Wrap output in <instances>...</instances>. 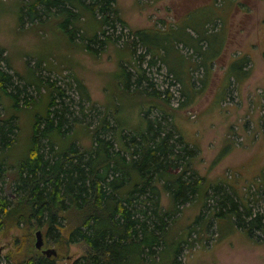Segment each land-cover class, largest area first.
Returning <instances> with one entry per match:
<instances>
[{
    "label": "trees",
    "instance_id": "trees-1",
    "mask_svg": "<svg viewBox=\"0 0 264 264\" xmlns=\"http://www.w3.org/2000/svg\"><path fill=\"white\" fill-rule=\"evenodd\" d=\"M241 5L240 0H211L164 29L133 28L121 14L118 0H21L16 14L20 29L31 23L28 30L49 31L51 44L62 47L94 54L122 41L125 55L137 51L136 46L145 49L162 60L181 85L177 109H186L208 89L213 63L226 47V28L236 10L230 11ZM215 25L220 27L217 31ZM188 55L200 60L199 87ZM168 56L175 57L176 69ZM120 58L123 90L153 101L140 102L134 117L125 114V103L105 106L112 113L90 129L80 126V115L69 111L65 101H56L65 94L53 83L48 82V101H35L28 86H20L6 68L9 58L0 49V224L34 222L47 228L53 242H84L88 250L73 264H178L182 243L164 247L167 237L182 209L200 200L188 237L208 238L211 225H219L222 233L227 224L233 232L242 231L250 240L264 243V172L258 193L248 195L231 183L201 175L194 166L198 151L176 126L168 110L174 109L169 97L162 99L140 63L132 67L138 75L133 87L131 71L124 65L132 61ZM250 62L249 56L235 59L226 79L245 81L251 74L246 69ZM31 78L40 89L42 81ZM76 81L84 102L96 107L85 83L78 77ZM165 93L172 95L169 89ZM23 114L31 119L25 143L18 136ZM88 129L90 143L85 144L81 132ZM230 151L225 147L217 160ZM5 189L15 194L13 199ZM12 264H57V259L40 254Z\"/></svg>",
    "mask_w": 264,
    "mask_h": 264
},
{
    "label": "rangeland",
    "instance_id": "rangeland-1",
    "mask_svg": "<svg viewBox=\"0 0 264 264\" xmlns=\"http://www.w3.org/2000/svg\"><path fill=\"white\" fill-rule=\"evenodd\" d=\"M240 1L241 7H233L230 11L236 10L226 28V47L221 57L213 63L208 89L186 109H177V101L182 98L179 91L181 85L169 75V68L162 60L153 58L145 49H137V46V51L125 55L122 41L111 43L107 49L94 54L62 47V44H51L53 37L49 31H30L31 23L23 29L17 26L16 12L21 0H0V49H5L9 58L10 66L6 64V68L20 81V86L23 83L28 86L29 95L35 101H48V82L53 83L65 94L63 99L56 101H65L69 111L80 115V126L90 129L100 124L102 116L112 113L105 106L115 108L116 104L125 103V114L134 117L140 102L153 101L152 98L123 90L124 85L119 81L120 68H123L120 57L132 61L130 65L124 62V65L131 71L133 87L138 75L132 71V67L134 63H140L147 77L154 81L156 90L162 93V99L169 97L167 101L174 109L168 110L174 114L176 126L185 140L198 151L194 161L198 172L210 181L231 183L240 194L248 195L254 191L258 193L259 176L264 172V0ZM210 3L211 0H118L121 14L130 26L149 29H164L178 20L180 23L181 17L191 9ZM212 27L209 26V29ZM213 28L217 31L220 27L215 25ZM170 50L166 54L169 55ZM182 50L187 55L185 48ZM243 56L251 58L246 67L251 70L250 76L240 83L228 81V66ZM188 57L189 63H192L190 68L194 66V79L199 87L202 70L197 61L200 60L190 55ZM167 58L169 65L176 69L175 57ZM151 60H155L156 64H151ZM32 75L42 81L41 86L38 85L40 89ZM76 77L85 83L90 101L96 107L91 108V104L84 102ZM166 89L173 96L165 93ZM128 90L133 91L130 87ZM23 101L22 98L21 104ZM122 107L121 104L118 114L122 113ZM3 110L6 114V110ZM20 127L22 130L18 129V136L21 143H25L31 133V119L27 115H21ZM81 137L85 144H89V129L81 132ZM225 147L231 148V151L217 160ZM16 152L15 156H18L21 147ZM11 163L14 162L9 160L8 166L13 168ZM5 193L12 199L15 195L9 189H5ZM200 209V200L186 205L172 224L164 247L182 243L178 264H264V243L250 240L242 231L233 232L227 224L222 227V233L219 225H211L208 238L195 240L198 237L196 234L188 237L187 228ZM38 231L42 232L43 249L36 247ZM46 233V227H38L34 222L27 224L21 220L19 223L9 221L0 224V264H12L33 255H44L43 250H55L56 254L52 257L57 259V264H73L88 250L84 242L56 243L49 240Z\"/></svg>",
    "mask_w": 264,
    "mask_h": 264
},
{
    "label": "water",
    "instance_id": "water-1",
    "mask_svg": "<svg viewBox=\"0 0 264 264\" xmlns=\"http://www.w3.org/2000/svg\"><path fill=\"white\" fill-rule=\"evenodd\" d=\"M36 235H37L36 247L38 249H43L44 240H43L42 232L38 231ZM43 251H44V254L49 257L56 254L55 250H43Z\"/></svg>",
    "mask_w": 264,
    "mask_h": 264
},
{
    "label": "bare ground",
    "instance_id": "bare-ground-1",
    "mask_svg": "<svg viewBox=\"0 0 264 264\" xmlns=\"http://www.w3.org/2000/svg\"><path fill=\"white\" fill-rule=\"evenodd\" d=\"M37 236V235H36Z\"/></svg>",
    "mask_w": 264,
    "mask_h": 264
}]
</instances>
